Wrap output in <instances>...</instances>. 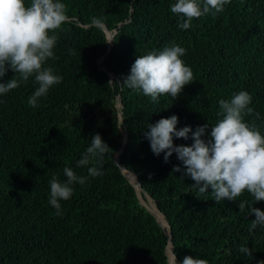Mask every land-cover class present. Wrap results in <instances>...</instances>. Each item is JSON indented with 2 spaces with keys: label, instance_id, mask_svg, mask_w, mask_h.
Returning <instances> with one entry per match:
<instances>
[{
  "label": "trees",
  "instance_id": "16d2710c",
  "mask_svg": "<svg viewBox=\"0 0 264 264\" xmlns=\"http://www.w3.org/2000/svg\"><path fill=\"white\" fill-rule=\"evenodd\" d=\"M61 2L68 19L54 33L56 59L44 67L62 81L39 98L36 108L27 103L38 87L34 76L0 94V264H169V229L141 203L122 166L138 174L155 201L147 203L171 225L178 263L188 255L207 264L264 262V228L249 231L255 215L248 211L250 206L264 210V201L245 191L236 201L217 203L211 187L204 194L192 187L195 181L184 175L175 152L165 162L145 136L148 124L175 114L178 130L190 126L194 132L208 124L207 139L221 118L219 100L242 90L251 95L254 109L244 120L264 135V0H230L223 12L193 19L187 30L178 27L181 18L170 11L176 0ZM92 18L116 31L110 50L103 26L93 25ZM173 44L186 50L182 60L193 72L178 97L161 95L157 103L121 86L137 56ZM14 74L9 69L0 82ZM125 129L128 141L116 161ZM192 132L188 139L174 136V145L190 146ZM97 133L112 150L96 165L103 175L73 185V195L60 201L58 216L49 204V180L56 175L64 182L65 166L87 176L92 164L78 167L76 162ZM175 165L180 172H172ZM241 201L247 202L243 211ZM241 246L252 256L241 253Z\"/></svg>",
  "mask_w": 264,
  "mask_h": 264
},
{
  "label": "clouds",
  "instance_id": "9594fccd",
  "mask_svg": "<svg viewBox=\"0 0 264 264\" xmlns=\"http://www.w3.org/2000/svg\"><path fill=\"white\" fill-rule=\"evenodd\" d=\"M228 3L230 0H176L170 11L181 18L178 27L187 30L192 27L193 19L209 14L215 17ZM67 19L66 5L61 0H29L28 3L26 0H0V80L9 69L15 73L6 82H0V94L17 89L34 76L38 87L27 103L36 108L39 98L46 96L53 85L62 81V76L54 74L53 69L44 67V64L49 59H56L57 36L54 33ZM91 23L102 27L98 18H92ZM69 51L75 55L71 49ZM185 52L183 47L173 44L162 51L137 56L121 86L142 92L157 103L161 95H170L173 99L178 97L184 86L193 81L191 68L182 60ZM251 102V95L243 90L234 93L230 99H220L217 115L221 118L211 125L207 139L203 137L208 124L198 126L194 132L190 126L178 130L175 114L148 124L145 136L154 155L164 153L165 162L175 152L183 163L184 175L195 181L192 187L201 194L211 187L217 203L225 199L236 201L245 191L252 195L254 201H264V135L255 123L249 124L244 120L245 115L254 112L249 107ZM255 115L259 118L258 112ZM190 132L194 141L190 146L174 145V136L188 139ZM110 151L97 133L76 162L78 167L92 164L87 167V176L77 175L68 166L63 168L64 182L56 175L52 176L49 180V204L56 209V215L63 214L60 201L73 195V185H84L88 177L103 175L96 165L101 164L104 155ZM180 171V165L172 169L173 173ZM246 203L241 201L238 204L240 211L245 209ZM248 211L255 215L249 231L258 226L264 228V210L250 206ZM239 251L249 257L253 253L247 246H241ZM173 261L178 264L175 255ZM180 264H207V261L188 255Z\"/></svg>",
  "mask_w": 264,
  "mask_h": 264
},
{
  "label": "water",
  "instance_id": "95a60500",
  "mask_svg": "<svg viewBox=\"0 0 264 264\" xmlns=\"http://www.w3.org/2000/svg\"><path fill=\"white\" fill-rule=\"evenodd\" d=\"M102 26H103V28H104L106 34H107L108 42L111 41V42H109V46H108V50H110V47H111V46L113 45V43H114V35H115L116 31L114 32L113 30H110L105 24H102ZM100 63H101V67H102V69L105 70V69H106V67H105V56H102V57L100 58ZM110 76H111V78H115V77H116V75H115L114 73H112V72H110ZM117 99H118V101H117V106H118V108H119V116H120V120H121V121H124V116H123V113H122V110H121L120 95L117 97ZM127 141H128V131H127V129H125V132H124V142H123V147H122L120 150H118V151L116 152V154H115L116 161L119 160V156H120V154H121V152H122L124 146L126 145ZM118 153H119V154H118ZM117 156H118V157H117ZM121 170H122V172H123L124 174H126L125 171H130V172L134 173L135 176H136V178H137V181H138L140 187L142 186V185H141L140 178H139V176H138V174H137L136 172H134V171L128 169V168L125 167V166H122V167H121ZM126 175H127V174H126ZM130 181H131V180H130ZM131 183L136 187L137 192H138V196H139V198H140L141 203L144 204V205L148 208V210H150L151 213H153V215L157 218L159 224H160L161 227H162V224H161V222H160V219L158 218V214L156 213V211H155L154 209H151V208L148 206V204L146 203V202H149L150 199L153 200L152 197H151L147 192H145L144 189H142V187H141V190H139L135 183H133L132 181H131ZM142 190H143L144 193H142ZM153 201H154V200H153ZM154 202H155V201H154ZM157 208H158V207H157ZM158 211L161 212V211L159 210V208H158ZM161 213H162V212H161ZM162 214H163V213H162ZM163 215H164V214H163ZM164 217H165V215H164ZM165 218H166V217H165ZM166 220H167V219H166ZM167 223H168V227H169V234L166 233V234L168 235V237H169L168 245H169V243H171V245H172V250H171V252H172L173 255H175L176 260H177V255H176L175 252H174V244H173V241H172V229H171V225L169 224L168 220H167ZM162 228H163V227H162ZM168 245H167V254H168V257H169V259H168V260H169V264H171V261H170V255H169V252H168ZM178 264H180V263H178Z\"/></svg>",
  "mask_w": 264,
  "mask_h": 264
},
{
  "label": "bare ground",
  "instance_id": "6f19581e",
  "mask_svg": "<svg viewBox=\"0 0 264 264\" xmlns=\"http://www.w3.org/2000/svg\"><path fill=\"white\" fill-rule=\"evenodd\" d=\"M117 157H118V156H117ZM125 172L127 173L128 177L131 179V181H132L133 183L136 184V186L138 187V189H141V188L137 185L136 180H135V177L133 176V174L130 173L129 171H125ZM130 175H131L133 178H132ZM146 203H147V202H146ZM147 204H148V206H149L151 209H154V210L156 211V213L158 214V218L163 220V221H162L163 223H162L161 220H160L161 224H162L163 226H166V227L169 229V227H168V223H167V220H166L165 217H163L164 215H163L161 212H159L158 209H157L156 207H153L150 203H147ZM171 250H172V245H171V243H169V254H170V259H171L170 261H171V264H174V261H173V257H174V255L172 254Z\"/></svg>",
  "mask_w": 264,
  "mask_h": 264
},
{
  "label": "rangeland",
  "instance_id": "374dc122",
  "mask_svg": "<svg viewBox=\"0 0 264 264\" xmlns=\"http://www.w3.org/2000/svg\"><path fill=\"white\" fill-rule=\"evenodd\" d=\"M166 227V226H165ZM170 255V254H169Z\"/></svg>",
  "mask_w": 264,
  "mask_h": 264
}]
</instances>
